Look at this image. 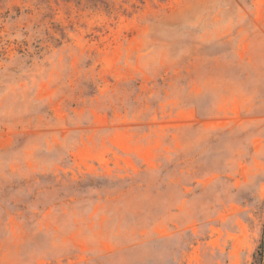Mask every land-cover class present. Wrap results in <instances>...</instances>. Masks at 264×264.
Segmentation results:
<instances>
[{
  "label": "rangeland",
  "instance_id": "374dc122",
  "mask_svg": "<svg viewBox=\"0 0 264 264\" xmlns=\"http://www.w3.org/2000/svg\"><path fill=\"white\" fill-rule=\"evenodd\" d=\"M263 223L264 0H0V264H253Z\"/></svg>",
  "mask_w": 264,
  "mask_h": 264
},
{
  "label": "trees",
  "instance_id": "16d2710c",
  "mask_svg": "<svg viewBox=\"0 0 264 264\" xmlns=\"http://www.w3.org/2000/svg\"><path fill=\"white\" fill-rule=\"evenodd\" d=\"M263 256H264V223L262 227L261 240L257 246V249L253 253V264H264Z\"/></svg>",
  "mask_w": 264,
  "mask_h": 264
}]
</instances>
